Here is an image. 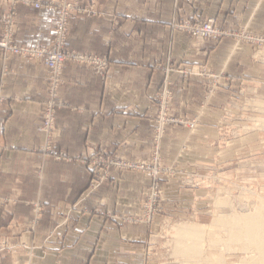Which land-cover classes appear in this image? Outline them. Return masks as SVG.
<instances>
[{
  "label": "crops",
  "instance_id": "obj_1",
  "mask_svg": "<svg viewBox=\"0 0 264 264\" xmlns=\"http://www.w3.org/2000/svg\"><path fill=\"white\" fill-rule=\"evenodd\" d=\"M14 1L16 42L49 46L56 20L49 7L60 0H0V36ZM81 1L97 13L71 20L68 48L105 55L110 68L102 76L91 66H64L54 149L70 159L42 151L47 66L0 50V264H146L157 224L128 226L123 217L141 213L150 179L115 171L89 193L95 172L78 159L93 151L148 159L165 82L174 95L170 115L199 125L192 134L184 125L166 128L164 164L188 171L201 159L199 137L219 136L226 119L239 135L234 156H249L253 176L264 164V112L243 107L248 97L264 102V71L254 47L235 39L244 29L264 35V0ZM193 18H216L230 35L201 41L176 26ZM251 119L262 121L253 126ZM163 194L170 214L188 210L187 188L164 180ZM36 201L44 210L34 227Z\"/></svg>",
  "mask_w": 264,
  "mask_h": 264
},
{
  "label": "rangeland",
  "instance_id": "obj_2",
  "mask_svg": "<svg viewBox=\"0 0 264 264\" xmlns=\"http://www.w3.org/2000/svg\"><path fill=\"white\" fill-rule=\"evenodd\" d=\"M64 1H77L76 5L80 10H83V13H77L75 16H92L97 13L94 7L84 6L81 0H60L55 2L51 8L49 7V9L56 11L55 9ZM25 3H28L27 0ZM15 4L16 2L14 1L9 7V11L4 14L1 19L2 30L0 40L4 35L7 15L10 14V11ZM41 7L43 6L41 5ZM195 19H214L217 23L216 18ZM194 21L195 20H193V22ZM217 26L220 30L228 33V31L220 28L218 23ZM13 31L14 42L18 44L15 40V17ZM242 32H247L254 37H264V35L250 33L246 29ZM240 33L241 32H238V34ZM235 39L238 41V44H248L254 47L255 57L258 63L262 65L264 71V58L262 53H258V51L261 50L259 45L248 43L244 38ZM201 41L216 42L219 40L211 38ZM52 43L53 34L51 44ZM18 45L25 46L21 44ZM12 55L19 56L9 54L5 57L8 58ZM94 56L105 58L110 66V61L107 56ZM168 84L169 82L163 84L161 91L157 96L159 109L157 116L154 119L155 127L151 133L154 149L148 159L133 157L125 158L95 151L87 153L84 158L78 159L79 162L93 168L95 172L90 181L89 193L98 190L103 184L109 181L111 174L115 171L121 174H139L150 179L148 191L143 197L141 213L136 216L123 217L124 224L128 226L143 225L146 227H152L157 224L156 231L151 233V236H153L152 242L149 240L150 243L145 250L146 264H241L240 261L249 260L254 253L252 250H244L241 245L242 243L237 239L230 241L231 231H235L231 230L230 223L228 226H224L228 224V222L224 225L217 222L222 217H246V214L253 213L256 210H264V164L260 165L258 175L255 173L253 176L252 170L251 174L249 171V156H243V152L241 153V160L239 157L236 158L234 156L235 154L232 143L234 138H238L239 135L237 133L233 134V119L224 120L223 127L226 131L223 133L219 132V136L210 133L207 136L202 135L199 137L203 141V150L199 151L197 156L201 157V159L196 160V163H193L194 165H188V171L179 168L176 165L164 164L160 152V142L166 133V128L169 126L184 125L186 127L188 126V132L192 134L199 125L198 120L173 118L170 115L174 106V95L171 90L172 84ZM167 85L168 89L166 88ZM213 89L215 88L210 87L209 92L213 91ZM164 90L168 94L163 93ZM243 107L246 110L264 112V102L252 101L251 97H248L247 100L244 101ZM261 121L262 120L260 119H251L248 122L253 123V126L254 124L258 126ZM44 141H46L45 135ZM204 148H206V150H204ZM42 151L44 154L52 156L55 160H62L51 155V151ZM53 152L58 155L65 154L71 158L68 152L56 149ZM260 156H264V154L260 153ZM164 180L175 181L177 184L188 189V210L186 212L183 213L184 210H171L172 214H170V210H165V199L163 194ZM256 181L257 183H255ZM156 197L157 199L154 201ZM150 205H153V207L157 206L160 210H154V216L148 221V210H146V206ZM33 210L34 217L32 224H34L33 226L35 227L39 223V218L44 210L42 202H34ZM186 226L195 227L201 234L198 243L201 246L202 254L188 257V235L180 233V230Z\"/></svg>",
  "mask_w": 264,
  "mask_h": 264
},
{
  "label": "built area",
  "instance_id": "obj_3",
  "mask_svg": "<svg viewBox=\"0 0 264 264\" xmlns=\"http://www.w3.org/2000/svg\"><path fill=\"white\" fill-rule=\"evenodd\" d=\"M77 1L69 2L64 1L55 10L56 20L53 26V43L49 47H25L20 46L14 42L13 38V25H14V10L11 11L6 18V26L4 35L0 40V49L4 56L9 54H15L19 56H25L31 59H40L45 62L48 68V99L45 102L43 112V124L42 130L46 137L45 145L43 150L50 152L51 155L56 156L58 159L68 160L65 154L58 155L54 153V140L56 131V122L58 111L62 108L63 104L59 101L60 88L63 84L62 72L66 63L71 62L79 65H87L94 67L99 75L104 76L109 70V63L105 58L98 56L83 54L71 50L68 48L69 43V28L71 20L75 15L83 13L76 5ZM29 3V2H28ZM36 8H40L39 4L35 5ZM193 20H195L193 22ZM178 29L188 33L197 39H211L221 40L224 37L229 36L225 31H222L217 26L214 19L202 20V19H191L184 23L176 25ZM241 32L237 34L235 38L246 40L248 43L258 44L261 48L258 53H262L264 58V37H254L247 32ZM264 62V60H263ZM167 83V82H166ZM170 84V82H169ZM168 84V85H169ZM168 85L166 88L168 89ZM165 89V88H164ZM165 94H168L164 92ZM48 153V154H50ZM156 196V195H155ZM157 197L154 199V201ZM147 220H151L154 216V210H160V208L153 207V205L146 206ZM41 211V210H39Z\"/></svg>",
  "mask_w": 264,
  "mask_h": 264
},
{
  "label": "bare ground",
  "instance_id": "obj_4",
  "mask_svg": "<svg viewBox=\"0 0 264 264\" xmlns=\"http://www.w3.org/2000/svg\"><path fill=\"white\" fill-rule=\"evenodd\" d=\"M28 4L31 5L32 3L29 2ZM36 4L39 3L35 2L33 6L35 7ZM15 5L12 10H14V13L16 15ZM200 40L204 39L200 38ZM227 222L228 224H226ZM217 223H222L221 225L226 224L224 226H228L230 223L231 230H235L231 231L230 241L237 239L239 242L242 243L241 245L244 250H252V252L254 253V255L249 260L240 261L241 264H264V210H256L253 213L246 214V217H222L218 220ZM180 233L188 235V257H194L196 255L202 254L201 246L198 243L199 239L201 238V234L199 233L198 229H196L195 227L186 226L180 230Z\"/></svg>",
  "mask_w": 264,
  "mask_h": 264
}]
</instances>
